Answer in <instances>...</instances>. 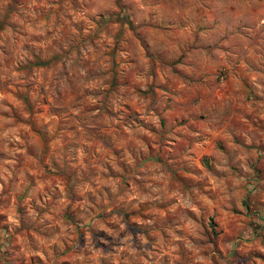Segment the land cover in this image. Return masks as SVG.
Here are the masks:
<instances>
[{"label": "rangeland", "instance_id": "1", "mask_svg": "<svg viewBox=\"0 0 264 264\" xmlns=\"http://www.w3.org/2000/svg\"><path fill=\"white\" fill-rule=\"evenodd\" d=\"M0 264H264V0H0Z\"/></svg>", "mask_w": 264, "mask_h": 264}, {"label": "trees", "instance_id": "2", "mask_svg": "<svg viewBox=\"0 0 264 264\" xmlns=\"http://www.w3.org/2000/svg\"><path fill=\"white\" fill-rule=\"evenodd\" d=\"M47 61H39L38 63L39 64H45ZM245 206V210H248V206L246 204H244Z\"/></svg>", "mask_w": 264, "mask_h": 264}]
</instances>
